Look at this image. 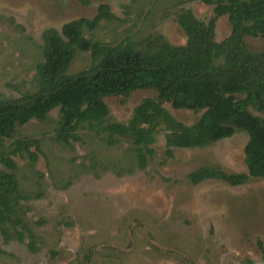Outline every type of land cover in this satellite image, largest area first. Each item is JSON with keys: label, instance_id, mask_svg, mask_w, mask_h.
Returning <instances> with one entry per match:
<instances>
[{"label": "rangeland", "instance_id": "obj_1", "mask_svg": "<svg viewBox=\"0 0 264 264\" xmlns=\"http://www.w3.org/2000/svg\"><path fill=\"white\" fill-rule=\"evenodd\" d=\"M181 1L0 0V99L36 92L46 29L92 21L101 5L113 17L84 31L92 42L146 51L150 41L162 36L174 46L184 45L176 13L188 9L208 22L213 11L200 2ZM215 28L220 42L231 31L228 18H219ZM249 47L261 51L264 44L249 40ZM91 63L89 52H77L67 74ZM155 97L154 90H143L105 99L108 121L127 122L142 100ZM163 107L185 125L200 116L168 103ZM58 121V110H53L43 122L18 127L0 148L8 154L15 142L38 140L40 149L34 165L26 155L14 158L20 192L29 199L23 202L24 219L36 236L37 250H29L27 236L18 242L10 232L6 240L0 231V264H84L85 259L87 264H264V181L230 187L216 180L194 186L188 180L202 167L246 172L244 132L204 148L176 149L170 158L159 135L154 156L140 169L128 141L108 146L104 134L88 126L70 144L58 143Z\"/></svg>", "mask_w": 264, "mask_h": 264}, {"label": "trees", "instance_id": "obj_2", "mask_svg": "<svg viewBox=\"0 0 264 264\" xmlns=\"http://www.w3.org/2000/svg\"><path fill=\"white\" fill-rule=\"evenodd\" d=\"M184 2L212 7L213 17L204 22L190 10L180 9L175 23L186 37L182 46H174L162 36L150 41L146 51H136L130 44L92 42L84 31L113 17L109 7L102 5L92 21L74 20L60 31L46 29L42 33L43 61L36 68V92L0 99V148L18 127L32 120L43 122L53 110L59 114L58 143L70 144L88 126L104 134L108 146L128 141L140 169L154 156L152 146L159 135L164 137L165 155L170 158L176 149L204 148L241 131L248 139L243 149L246 172L229 174L202 167L191 172L188 180L194 186L216 180L230 187L264 181V49L249 47V40L264 44V0H182L180 5ZM221 17L228 18L231 31L217 42L215 27ZM77 52H89L92 63L88 69L68 75ZM143 90H154L156 97L142 100L127 122L108 121L105 99L127 98ZM165 103L200 116L191 125L182 124L163 107ZM13 147L8 154L0 153L4 167L0 170V231L6 240L10 232L18 242L27 236L28 248L35 252L36 236L24 219L23 202L29 199L20 192L14 158L26 155L34 165L39 142L21 140Z\"/></svg>", "mask_w": 264, "mask_h": 264}]
</instances>
